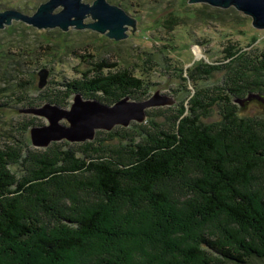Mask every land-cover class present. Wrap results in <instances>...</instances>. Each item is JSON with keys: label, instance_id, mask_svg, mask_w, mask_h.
Returning <instances> with one entry per match:
<instances>
[{"label": "rangeland", "instance_id": "374dc122", "mask_svg": "<svg viewBox=\"0 0 264 264\" xmlns=\"http://www.w3.org/2000/svg\"><path fill=\"white\" fill-rule=\"evenodd\" d=\"M48 1L50 0H0V12L13 9L26 15H34L39 7ZM83 2L93 4L95 0H83ZM187 2L192 6L202 5V3H191L190 0ZM128 4L130 7L128 13L136 18V29L133 30V27H130L128 37L122 40L111 38L91 28L79 29L71 26L67 31L59 27L38 28L15 18H12L11 24L5 23L0 28V148L9 147L10 151L12 146L17 151L28 152L29 170H33L36 166L37 157L39 160L51 157L52 160L58 161L65 159V153L74 158L80 157L100 164L112 165L121 161L123 163L136 161L139 158V154L135 153L136 146L143 145L148 148V145L152 143L148 141L152 137L163 131H172L176 124L175 118L183 109H188L191 98L197 95L199 90L208 95L219 96L221 90L226 88L234 66L218 67L220 70L215 69L209 74L203 71L207 68L205 64L227 65L229 62L224 57L225 49L229 45L241 46L248 53L264 51V27H255L254 18L237 10L234 6L227 9L230 13L225 15L226 19L206 22L190 18L193 8L184 6L180 0H130ZM63 9L64 6L59 5L53 13H59ZM93 21L91 15L85 18L86 23ZM102 64L108 66L116 64L115 67L108 68V72L117 73V71L128 69L135 75L144 77L145 84L149 88H145L146 90H142L141 93L134 92L132 101L148 100L159 92L162 96L172 97L175 102L148 107L147 116L142 121L132 120L128 125L117 124L111 130L98 129L94 139L75 142L64 139L53 141L48 147L33 145L31 128L49 124V120L34 113L21 112V109L43 106L47 102L55 101L64 103L62 106L65 108H71L76 95V89L72 85L90 79L84 74L94 76V67ZM43 68L49 69V76L48 83L41 88L39 72ZM86 89L87 96L83 95L85 99L94 98L109 105L115 103L108 102L111 100L101 92ZM93 94L98 97L89 98ZM248 97L246 94H239L229 103L222 101L213 106L211 112L201 117L202 124L212 129V136L219 143L223 166L228 164L232 167L236 160L232 169L242 165L243 150L235 146L232 149L226 148L227 143L236 142H233L232 138L225 139L226 142H224L217 133H225L231 129L232 122L229 123L226 116L231 112L232 107L235 110L234 113H238L243 118L264 120V102L251 101ZM238 99H248L245 109H241L245 105L242 106ZM62 122L69 124L67 120ZM223 125L227 127L224 128ZM217 155L216 152H211L208 157L215 159ZM248 158L259 160L254 156ZM70 161H65L63 165H71ZM259 161V166L247 173H251L253 179L250 183L251 188L264 195V161ZM187 163L188 166L175 170L170 177L160 179L154 185V190L163 193L164 199L167 200L164 202L167 206L165 213H161V208H154L151 200L150 203L145 200L148 203H142L135 208L134 201L126 195H122L109 204V207L120 210L118 214L110 210L111 215L115 213L114 219L121 225L127 224L131 228V234L123 235L127 239L113 240V242L118 240L115 246L117 248L114 250L116 253L119 252V256L122 255L119 249L127 245L144 256L143 250L151 243L149 239L161 236L160 233L144 234L146 225H157V223L161 225L162 219L168 214L172 221L176 219L183 226H187L184 230L187 232L180 236L175 229L168 231L170 234H167V239L170 241L167 243H174L176 246H181V239L192 238L197 232L205 230L213 231L225 241L228 240L227 235L230 232L238 234L242 240L247 238L250 243L260 242L253 237L250 230L235 222L233 216L225 210L203 216L192 210V206L197 207L199 203L204 205L207 200L195 187V182L199 178L211 179L215 172L213 161L207 164L204 159L191 158ZM244 163H246L245 160ZM9 165L5 166L15 176L22 173L20 164ZM113 167L120 168L119 165ZM78 171L74 174L69 173L63 178L64 191L52 186V190L58 191L55 196H52L51 192L49 195L41 194L45 201L52 200L48 202L49 213L44 214L46 221L44 225L56 223L62 226L58 230H63L66 225L70 226L65 217L81 216L86 208L97 204L99 200L103 202L104 196L97 183L98 172ZM129 178L132 179V176H124L125 190L131 185ZM134 185L137 184L134 183ZM194 189H198L199 192ZM68 194L73 198L65 202ZM138 194H140L139 190H136V196ZM230 196L231 194L226 193L223 199L229 202L226 203L227 205H234V201L230 203ZM31 206L30 208L39 211V204ZM27 207L26 205L23 208ZM52 209L58 213H52ZM130 211L132 219L129 217ZM195 213L197 216L194 215ZM61 215L63 218H60ZM128 220L132 221L127 223ZM139 222L142 223L138 224ZM140 225L142 226L137 227ZM89 245L92 246V243ZM3 249L5 252L6 249ZM88 251L78 250L74 257L79 259L83 253L94 256ZM169 258L172 259V256L170 255ZM30 259L35 258L26 260L30 261ZM178 259L182 261L184 258ZM10 261V257L8 260H5L3 256L0 257L1 263Z\"/></svg>", "mask_w": 264, "mask_h": 264}, {"label": "trees", "instance_id": "16d2710c", "mask_svg": "<svg viewBox=\"0 0 264 264\" xmlns=\"http://www.w3.org/2000/svg\"><path fill=\"white\" fill-rule=\"evenodd\" d=\"M109 1L121 6L127 12L130 10L128 4L130 0ZM180 1L184 6L193 8V12L189 15L193 19L206 22L222 21L227 18L225 15L230 13L228 8L225 10L206 3L192 6L187 0ZM224 59L229 62L227 65L205 64L207 68L203 69L204 72L210 74L215 69L220 70L218 67L234 66L230 68L233 71L229 75L226 88L221 90V94L213 96L199 90L198 94L191 98L188 109H183L175 118L176 124L172 131H163L152 137L148 141H152L148 148L143 145L136 146L135 153L139 154V158L134 162L100 164L80 157L74 158L65 153V159L58 161L52 160L51 157L40 160L37 157L36 166L33 170H29L28 152L17 151L12 146L10 151L9 147L0 148V257L3 256L5 260L9 257L11 259L10 262H0V264H264V195L251 188L250 183L253 179L251 173H247L259 166V160L264 161V120L243 118L238 113H234L233 107L226 116L229 123L232 122V127L225 133H217V136L224 142L229 138L236 142L227 143L229 145L226 144V148L232 149L235 146L243 150L241 160L243 163L234 169L232 167L236 160L232 167L225 162L223 166L219 143L212 136V129L204 126L201 120L203 115L211 112L213 106L222 101L229 103L239 94L264 96V51L248 53L241 46L229 45L225 49ZM115 66L116 64L96 65L94 76L85 73L84 75L89 76L90 79L72 85L76 89V94L81 93L87 96L86 88H89L92 92L103 93L111 100L108 102L113 103L126 96L131 98L134 92L141 93L142 90L149 88L145 84L144 77L135 75L131 70L108 72V68ZM191 76L193 77L192 74ZM93 97L97 98L98 95L93 94L89 98ZM253 100L257 101L255 98ZM54 104L62 106L64 103L55 101ZM226 127L225 125L224 128ZM234 129L237 131L234 132ZM211 152H216L218 157L215 159L208 157ZM251 156L259 160H249L248 157ZM191 158L204 159L207 164L213 161L215 172L211 179L199 178L195 182V187L203 193L207 200L204 205L199 203L197 207L192 206V210L197 211L201 216L213 215L219 210H225L233 216L235 222L250 230L253 237L260 242L250 243L247 238L242 240L238 234L228 231V240L225 241L213 231L205 230L197 232L192 238H188L189 240L181 239V246H176L174 243H167L170 241L167 239V234H170L168 231L175 229L180 236L187 232L184 231L187 226H183L176 219L172 221L173 219L168 214L162 219L161 225L158 223L157 225H146L144 234L160 233L161 236L149 239L151 243L143 250L144 256L133 250L130 245L120 248L122 255L119 256V252L116 253L114 248H117L115 246L118 240L127 239L123 235L131 234V228L127 224L121 225L114 219L115 213L111 215L110 210L116 211L117 214L120 210L109 207V204L122 195H126L134 201L135 208L142 203H150L151 200L154 208H161V213H165L167 206L164 202L167 200L164 199L163 193L154 190V185L160 179L170 177L175 170L188 166L187 162ZM68 160H71L69 164L72 166L63 165ZM7 164H20L22 173L16 177L5 166ZM114 165H119L120 168L115 169ZM78 170L98 172L97 183L104 196L103 202L99 200L97 204L86 208L81 216L65 217L70 226L66 225L64 229L61 228L63 230H58L62 226L56 223L44 225L46 223L44 214L49 213L48 202L52 200L45 201L41 194L52 193V196H55L58 191L52 190V186L64 191L63 178L69 173H78ZM124 176H132V179L129 178L131 185L126 190L123 187ZM260 180L263 181V179ZM198 189L194 190L199 192ZM136 190L140 193L137 196ZM226 193L231 194L230 203L234 201V205L226 204L229 203L223 199ZM72 198L68 194L65 202ZM32 204L35 206L39 204V211L30 208ZM26 205L28 207L23 208ZM171 206L174 208L173 204ZM52 213L58 212L52 209ZM194 215L197 216L196 213ZM129 217L132 219L131 211ZM60 218H63L62 215ZM131 221L128 220L127 223ZM140 223L142 222L138 224ZM116 238L118 240L113 242ZM89 243H92V246ZM3 248L6 249L5 252ZM78 250L83 252L89 250L88 252L94 256L83 253L79 259H76L74 254ZM170 255L172 259L169 258ZM31 257L38 260H26ZM179 257L184 259L180 261Z\"/></svg>", "mask_w": 264, "mask_h": 264}, {"label": "water", "instance_id": "95a60500", "mask_svg": "<svg viewBox=\"0 0 264 264\" xmlns=\"http://www.w3.org/2000/svg\"><path fill=\"white\" fill-rule=\"evenodd\" d=\"M191 3H206L213 7H235L254 18L255 27H264V0H190ZM59 5L64 9L59 13L53 10ZM91 15L93 22L86 23L85 18ZM12 18L20 19L38 28H57L69 30L76 28H91L109 37L122 40L128 37L130 27L136 29V18L124 8L109 0H95L93 4L83 0H50L42 4L34 15H26L17 10L0 12V28L11 24ZM39 86L43 88L48 83L49 69L39 72ZM264 102V96L250 95L249 100ZM248 99H238L242 106L247 107ZM262 101V102H261ZM175 99L162 96L156 92L150 99L144 101L131 100L126 96L113 105L102 103L97 99H85L81 93L74 96L71 108L47 102L43 106L22 108L21 112L44 116L49 124L31 128V142L37 147H48L53 141L69 140L85 141L94 139L98 129L111 130L117 124L128 125L132 120L142 121L146 118V109L151 106L172 104ZM67 120L69 124L62 121Z\"/></svg>", "mask_w": 264, "mask_h": 264}]
</instances>
